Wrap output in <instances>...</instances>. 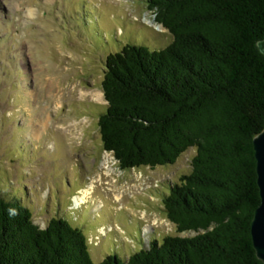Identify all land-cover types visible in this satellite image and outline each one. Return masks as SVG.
<instances>
[{"label": "trees", "instance_id": "1", "mask_svg": "<svg viewBox=\"0 0 264 264\" xmlns=\"http://www.w3.org/2000/svg\"><path fill=\"white\" fill-rule=\"evenodd\" d=\"M147 5L173 40L106 56L101 139L122 169L173 164L195 147L163 206L179 232L196 234L95 263L80 228L52 217L43 229L19 197L0 196V264H264L250 224L261 202L253 139L264 129V0Z\"/></svg>", "mask_w": 264, "mask_h": 264}, {"label": "rangeland", "instance_id": "2", "mask_svg": "<svg viewBox=\"0 0 264 264\" xmlns=\"http://www.w3.org/2000/svg\"><path fill=\"white\" fill-rule=\"evenodd\" d=\"M147 4L0 0V196L19 197L43 229L52 217L80 228L95 263L196 234L179 232L163 206L196 148L173 164L122 169L101 139L106 56L127 43L160 50L173 40ZM108 169L111 185H98Z\"/></svg>", "mask_w": 264, "mask_h": 264}, {"label": "water", "instance_id": "3", "mask_svg": "<svg viewBox=\"0 0 264 264\" xmlns=\"http://www.w3.org/2000/svg\"><path fill=\"white\" fill-rule=\"evenodd\" d=\"M257 46L264 54V38L257 42ZM253 148L261 202L256 208L250 223L251 236L257 257L264 263V129L254 137Z\"/></svg>", "mask_w": 264, "mask_h": 264}, {"label": "bare ground", "instance_id": "4", "mask_svg": "<svg viewBox=\"0 0 264 264\" xmlns=\"http://www.w3.org/2000/svg\"><path fill=\"white\" fill-rule=\"evenodd\" d=\"M158 28H159V30H162L163 29V26L162 25H159L158 26ZM106 166V165H105ZM112 169V168H111ZM113 171V170H112ZM110 169H108V170H106V171H103L104 173H102V175L98 178V185L99 184H101V185H106V184H109V185H111L110 183V180L108 179V178H111L112 176H113V172H112ZM104 176H107L105 179L106 180H104ZM97 182V181H96ZM111 191H112V189H111ZM114 194L116 195V196H119V195H117V193L116 192H114ZM82 200L84 199L83 197H80ZM79 200V199H78Z\"/></svg>", "mask_w": 264, "mask_h": 264}]
</instances>
